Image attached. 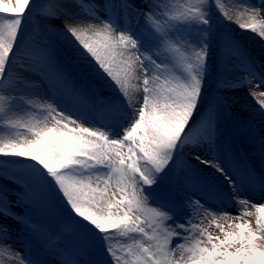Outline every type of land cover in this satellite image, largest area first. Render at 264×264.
<instances>
[{
    "label": "snow or ice",
    "instance_id": "1",
    "mask_svg": "<svg viewBox=\"0 0 264 264\" xmlns=\"http://www.w3.org/2000/svg\"><path fill=\"white\" fill-rule=\"evenodd\" d=\"M232 2L264 39V0ZM71 3L0 0V264H264V91L258 163L251 129L242 154L220 127L264 71L224 3ZM37 13L52 31L29 44Z\"/></svg>",
    "mask_w": 264,
    "mask_h": 264
},
{
    "label": "rangeland",
    "instance_id": "2",
    "mask_svg": "<svg viewBox=\"0 0 264 264\" xmlns=\"http://www.w3.org/2000/svg\"><path fill=\"white\" fill-rule=\"evenodd\" d=\"M38 2L47 3L49 2V0H38ZM63 2L66 3L69 7H72L71 0H63ZM215 2L216 0H213V3ZM221 2L224 3V11H226L228 15L232 17V19L228 20L225 18L217 17V19L220 20V23L217 24L218 29L222 33L227 32L233 35L255 59L256 70L258 72L264 71V69L261 68V65H264V39H261L258 34H252L251 32H242L239 29L237 23V15L240 13V10L241 12L245 11L243 8H241L239 5L233 4L232 0H221ZM250 2L252 4H257L258 0H250ZM72 10L76 11L74 7H72ZM216 11H218V9H214V14ZM103 15L104 14L101 13V16ZM246 19L247 14L245 13V16L239 22H244V20ZM51 24L55 25L56 27L63 28L62 20L52 21ZM26 28V34L30 38L29 44H31L32 41H41L44 38V34L46 32L52 31L48 27V22H46L39 13H37L35 19L30 20L27 23ZM72 39L74 40V38ZM58 41L62 45L67 43L66 39L63 36H60L58 38ZM15 70L18 71L19 66H17ZM24 75L31 76L30 73H24ZM234 75H244V73H234ZM31 78L35 79L36 77ZM248 78L250 79V77ZM208 84L214 85L215 78L210 76ZM97 86L99 85L97 84ZM252 91H264V87L257 88L256 83L254 82L251 85H246L242 88L237 89L234 93L231 94L233 97V102L231 103L230 108L227 109L225 114L223 115L220 127L222 132L221 139L226 143L232 144L235 148L242 150V154L244 149L253 144V141L248 138V130L251 129L256 136L254 143L256 151L249 152L248 154L254 157L253 163H258L259 132L262 127V123L260 116L256 112V110L260 109V105L257 102V98L251 94ZM102 94L112 95V93L110 92H103ZM15 116L17 118H27L23 108L18 109L15 113ZM250 199L255 200L257 199V197L250 196ZM241 210L242 206L235 202L233 207L227 208L228 212L235 215H240ZM15 211H20V209H15ZM191 215L192 221L194 223L200 224L201 221H203L202 226L208 225V219H205L204 213L202 211L199 213L192 212ZM9 223L11 222L9 221ZM12 227L16 228L17 225L13 223ZM209 231L213 232V234H217V230L214 227L209 228ZM13 234L15 235V233ZM5 264H11V262L6 259Z\"/></svg>",
    "mask_w": 264,
    "mask_h": 264
},
{
    "label": "bare ground",
    "instance_id": "3",
    "mask_svg": "<svg viewBox=\"0 0 264 264\" xmlns=\"http://www.w3.org/2000/svg\"><path fill=\"white\" fill-rule=\"evenodd\" d=\"M240 12H241V10H240ZM253 92V91H252Z\"/></svg>",
    "mask_w": 264,
    "mask_h": 264
}]
</instances>
